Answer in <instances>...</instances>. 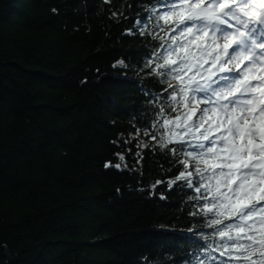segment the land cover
Instances as JSON below:
<instances>
[{
  "label": "trees",
  "instance_id": "trees-1",
  "mask_svg": "<svg viewBox=\"0 0 264 264\" xmlns=\"http://www.w3.org/2000/svg\"><path fill=\"white\" fill-rule=\"evenodd\" d=\"M159 4L0 0V264H264L259 248L221 256L240 249L217 246L208 201L189 199L197 193L184 181L169 187L183 168L168 151L179 144L168 141L184 129L144 134L165 119L157 95L172 116L187 111L144 66L156 45L179 39L159 28L149 30L163 41L137 33L144 7ZM189 76L169 79L178 89Z\"/></svg>",
  "mask_w": 264,
  "mask_h": 264
},
{
  "label": "snow or ice",
  "instance_id": "snow-or-ice-1",
  "mask_svg": "<svg viewBox=\"0 0 264 264\" xmlns=\"http://www.w3.org/2000/svg\"><path fill=\"white\" fill-rule=\"evenodd\" d=\"M144 10L147 18L138 17L134 25L139 35L163 41L162 36L149 30L159 28L179 36L173 35L166 47L163 42L156 45L144 65L148 75L167 84L164 92L173 89L167 100L187 109L183 117L172 116L176 108L171 103L165 105L164 98L157 95L158 115L165 119L162 124L157 120L152 130H144L155 139L157 125L168 128L175 124L184 129L183 135L176 133V140L168 141L179 144L168 151L183 168L169 187L184 181V187L197 193L189 199L208 201L202 211L205 216L212 214L206 226L213 227V235L220 237L217 246L240 249L221 252V256L243 257L257 248L264 249V0H160L159 7L145 6ZM137 33L128 30L130 35ZM209 63L216 71L202 84L194 77L201 76V69ZM189 72L193 74L191 83L178 89L169 79L180 82ZM145 94L150 95L147 91ZM194 104L197 108L192 112ZM190 113L195 119L189 120ZM193 129L202 137L195 144L187 140ZM119 159L125 158L120 155ZM105 167L120 169L121 165L106 163ZM236 229L244 231L232 235ZM210 247L206 244L204 251L214 261L216 258L207 253ZM219 264L250 261L229 259Z\"/></svg>",
  "mask_w": 264,
  "mask_h": 264
},
{
  "label": "rangeland",
  "instance_id": "rangeland-1",
  "mask_svg": "<svg viewBox=\"0 0 264 264\" xmlns=\"http://www.w3.org/2000/svg\"><path fill=\"white\" fill-rule=\"evenodd\" d=\"M210 65H211V64H210ZM205 69H207V67H204V68L201 69V75L206 71ZM215 71H216V69H214V68H212V67L210 66V67H209V72H207V78H208V76H209V73H211V72H215ZM201 83L203 84L204 81H201ZM199 106H200V107H203L204 104H203V103H200ZM209 107H211V106L209 105ZM201 141H202V140H201Z\"/></svg>",
  "mask_w": 264,
  "mask_h": 264
}]
</instances>
